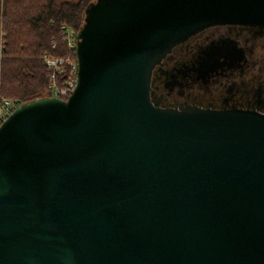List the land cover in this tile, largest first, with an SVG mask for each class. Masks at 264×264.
<instances>
[{
    "label": "water",
    "instance_id": "95a60500",
    "mask_svg": "<svg viewBox=\"0 0 264 264\" xmlns=\"http://www.w3.org/2000/svg\"><path fill=\"white\" fill-rule=\"evenodd\" d=\"M240 25L264 0H89L74 90L0 123V264H264V111L166 84Z\"/></svg>",
    "mask_w": 264,
    "mask_h": 264
},
{
    "label": "trees",
    "instance_id": "16d2710c",
    "mask_svg": "<svg viewBox=\"0 0 264 264\" xmlns=\"http://www.w3.org/2000/svg\"><path fill=\"white\" fill-rule=\"evenodd\" d=\"M88 2L0 0L1 95L21 103L47 94L43 55L66 54L60 25L78 30ZM53 42L55 47L51 46Z\"/></svg>",
    "mask_w": 264,
    "mask_h": 264
},
{
    "label": "flooded vegetation",
    "instance_id": "af4514ba",
    "mask_svg": "<svg viewBox=\"0 0 264 264\" xmlns=\"http://www.w3.org/2000/svg\"><path fill=\"white\" fill-rule=\"evenodd\" d=\"M236 27L209 28L200 33L197 44L204 46L184 63L187 68L185 65L180 67L166 80L167 87L173 89L168 95L169 104L187 103L193 92L196 96L210 99L205 102L208 103L206 107H243L264 111V54L258 57V52H264V27ZM239 29L246 35L241 37L243 41L237 40ZM211 54L214 67L208 78L195 79L191 73L196 72L191 67L197 65L196 60Z\"/></svg>",
    "mask_w": 264,
    "mask_h": 264
},
{
    "label": "built area",
    "instance_id": "2783aa9c",
    "mask_svg": "<svg viewBox=\"0 0 264 264\" xmlns=\"http://www.w3.org/2000/svg\"><path fill=\"white\" fill-rule=\"evenodd\" d=\"M62 42L67 50L66 54L52 55L45 53L43 61L47 67V96L65 99L75 88L77 83L76 34L74 29L66 24L60 25ZM55 47V43L51 44ZM19 102L11 97L0 94V123L15 109Z\"/></svg>",
    "mask_w": 264,
    "mask_h": 264
},
{
    "label": "rangeland",
    "instance_id": "374dc122",
    "mask_svg": "<svg viewBox=\"0 0 264 264\" xmlns=\"http://www.w3.org/2000/svg\"><path fill=\"white\" fill-rule=\"evenodd\" d=\"M186 59H188V58H186ZM185 60V59H184ZM208 64H209V62H208Z\"/></svg>",
    "mask_w": 264,
    "mask_h": 264
}]
</instances>
